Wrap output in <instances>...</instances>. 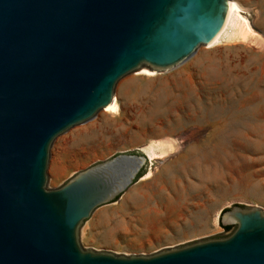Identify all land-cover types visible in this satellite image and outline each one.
Returning <instances> with one entry per match:
<instances>
[{"label": "water", "instance_id": "water-1", "mask_svg": "<svg viewBox=\"0 0 264 264\" xmlns=\"http://www.w3.org/2000/svg\"><path fill=\"white\" fill-rule=\"evenodd\" d=\"M232 8L231 0H0V264H264V208L248 203L219 210L228 230L155 250L84 244L91 211L146 172L138 148L47 185L54 138L110 107L122 79L170 71L212 43Z\"/></svg>", "mask_w": 264, "mask_h": 264}, {"label": "rangeland", "instance_id": "rangeland-1", "mask_svg": "<svg viewBox=\"0 0 264 264\" xmlns=\"http://www.w3.org/2000/svg\"><path fill=\"white\" fill-rule=\"evenodd\" d=\"M233 1L242 22L170 71L122 79L116 112L54 138L48 187L114 152L155 146L146 172L91 211L84 244L151 251L216 233L229 203L264 208V0Z\"/></svg>", "mask_w": 264, "mask_h": 264}, {"label": "bare ground", "instance_id": "bare-ground-1", "mask_svg": "<svg viewBox=\"0 0 264 264\" xmlns=\"http://www.w3.org/2000/svg\"><path fill=\"white\" fill-rule=\"evenodd\" d=\"M232 1V4H233V8H232V10H231V13H230V15H229V18H228V20H227V23H226V25H225V28L223 29V31L221 32V34L225 31V29L229 26V25H231L232 27L233 26H236V25H238L240 22H242L243 21V19H242V21H240L239 20V18H238V16H237V14H236V10H237V5H236V3L233 1V0H231ZM244 23V22H243ZM245 25V24H244ZM243 25V26H244ZM235 28V27H234ZM238 29V28H237ZM241 29V28H240ZM243 29V28H242ZM239 30V29H238ZM242 31V30H241ZM240 32V31H239ZM247 32V31H246ZM220 34V35H221ZM232 34H234V33H232ZM236 34V33H235ZM219 35V36H220ZM218 36V37H219ZM218 37L212 42V43H214L217 39H218ZM212 43H210V44H212ZM138 73H147V74H152V72H150V71H148V70H145V69H140V70H138ZM105 111H108V112H116L117 111V98L114 96V100H113V103H112V105L110 106V107H108V108H106L105 109ZM158 146V145H157ZM155 148V146L154 145H148L147 146V148H145V151H146V155H147V157L148 158H152L153 156H154V149Z\"/></svg>", "mask_w": 264, "mask_h": 264}, {"label": "trees", "instance_id": "trees-1", "mask_svg": "<svg viewBox=\"0 0 264 264\" xmlns=\"http://www.w3.org/2000/svg\"><path fill=\"white\" fill-rule=\"evenodd\" d=\"M134 152H135V151H134ZM143 173H144V170L141 169V170L136 174V176L134 177L133 181L136 180L138 177H140ZM224 209H226V208H224ZM224 209H223V210H224ZM219 225H220L222 228H224L225 230H228V229L230 228V225H222L220 222H219Z\"/></svg>", "mask_w": 264, "mask_h": 264}]
</instances>
